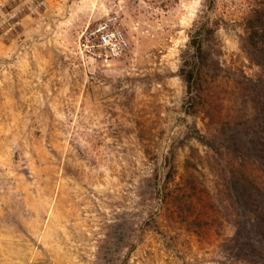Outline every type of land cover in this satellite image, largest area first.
Here are the masks:
<instances>
[{
  "label": "rangeland",
  "instance_id": "374dc122",
  "mask_svg": "<svg viewBox=\"0 0 264 264\" xmlns=\"http://www.w3.org/2000/svg\"><path fill=\"white\" fill-rule=\"evenodd\" d=\"M260 7L264 0H0V264H97L115 225L123 261L129 223L140 237L128 264H251L232 250L238 218L224 174L245 164L264 186V169L233 153L222 132L242 121L231 118L242 108V74L258 71L242 42ZM107 16L118 18L129 51L109 64L82 59V32ZM201 16L219 23L224 69L210 64L188 115L179 68ZM168 157L173 203L151 211L143 182L158 173L164 183Z\"/></svg>",
  "mask_w": 264,
  "mask_h": 264
},
{
  "label": "trees",
  "instance_id": "16d2710c",
  "mask_svg": "<svg viewBox=\"0 0 264 264\" xmlns=\"http://www.w3.org/2000/svg\"><path fill=\"white\" fill-rule=\"evenodd\" d=\"M209 12L211 8H206ZM206 12V13H207ZM190 31V41L187 48L181 53V65L179 77L182 79L185 89L188 110L186 114L193 115L196 109V102L203 97L198 89L202 83L209 81L211 66L223 70L220 57L222 50L216 33L219 23L212 22L208 16L200 17ZM246 36L243 38L242 48L246 52L251 64L258 69L256 75L247 76L242 74V108L238 111L239 116L234 113L231 118L240 119L236 125H226L223 133L226 144L232 152L237 154L240 151L248 156L256 158L258 165L264 169V7L255 8L246 20ZM219 43V44H218ZM217 83V80H213ZM240 109V105L238 106ZM206 117L214 116L209 110H205ZM250 120V121H249ZM253 123V124H252ZM230 125V126H229ZM228 126V127H227ZM230 129V130H229ZM231 132V135L228 133ZM194 136L199 143L215 149V145L205 144L207 138L200 132ZM227 138V139H226ZM244 153V154H245ZM167 173L165 182L162 183L158 173L150 179L144 180L143 187L150 190L151 199L146 206L151 211H162L171 207L173 193L169 191L168 184L174 181L175 164L174 157L167 158L165 166ZM234 171L229 172L230 176L225 178V189L231 195L232 204L237 212L236 231L231 239L232 250L237 252L238 257L245 263L264 264V186L259 185L256 179L247 172L245 164H230ZM247 179H254L255 187L248 183ZM142 187V189H143ZM171 211V210H170ZM131 234L129 236L128 251L125 260L120 261L117 257L120 247L118 246V225L111 226L112 232L105 236L97 253V264H128L132 254L137 248L136 239L138 230H134V223H129ZM145 221L143 226L150 227ZM144 233L143 227H141ZM141 231V230H140ZM115 248V250H114ZM114 250V252H113ZM110 257V260L108 259Z\"/></svg>",
  "mask_w": 264,
  "mask_h": 264
},
{
  "label": "built area",
  "instance_id": "2783aa9c",
  "mask_svg": "<svg viewBox=\"0 0 264 264\" xmlns=\"http://www.w3.org/2000/svg\"><path fill=\"white\" fill-rule=\"evenodd\" d=\"M129 49L130 41L115 16H107L89 26L78 41L81 58L94 63L109 64L123 57Z\"/></svg>",
  "mask_w": 264,
  "mask_h": 264
}]
</instances>
